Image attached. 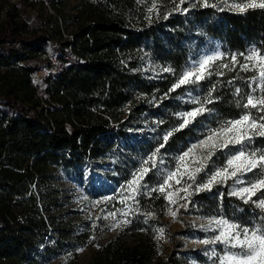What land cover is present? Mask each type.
<instances>
[{
	"label": "trees",
	"instance_id": "1",
	"mask_svg": "<svg viewBox=\"0 0 264 264\" xmlns=\"http://www.w3.org/2000/svg\"><path fill=\"white\" fill-rule=\"evenodd\" d=\"M49 2L44 0L46 5ZM179 3L81 0L75 15L63 14L54 5L58 15L50 16L51 26L34 17L22 27L14 23L0 33V65L12 68L1 78L0 87V264H32V254L52 239L57 248L84 243L85 237L74 232L71 217H64L63 203L51 184L52 167L97 160L119 139L124 143L118 149L130 159L148 153L146 145L131 135V119L144 113L153 97L170 99L181 93L170 91L187 58L181 44L186 18L181 10L186 1L175 12ZM191 10L196 20L210 22L208 34L222 40L229 52L222 65H214L200 82L204 97L215 86L214 102L207 108L223 118H237L247 111L238 102L245 103L255 73L250 71L251 63L248 70L241 69L244 56L235 62L230 59L233 52L244 55L249 46L264 52V9L240 13L221 5ZM46 45L51 47V57L43 59L40 52ZM150 55L171 71L146 81L142 62ZM51 59L59 65L38 94L36 72L50 67ZM236 88L242 90L240 94ZM125 105L130 111L123 119ZM162 106L170 109L166 100ZM163 119L170 121V116ZM223 194L226 205L263 215L254 204L228 196L226 188ZM143 202L147 211L157 215L167 208L157 194ZM157 251L147 233L133 245L117 235L89 264H181L173 255L157 259ZM66 264H77L76 255Z\"/></svg>",
	"mask_w": 264,
	"mask_h": 264
},
{
	"label": "rangeland",
	"instance_id": "2",
	"mask_svg": "<svg viewBox=\"0 0 264 264\" xmlns=\"http://www.w3.org/2000/svg\"><path fill=\"white\" fill-rule=\"evenodd\" d=\"M80 1L54 0L52 2L50 0L46 5L44 0H0V33L13 27L14 23L18 27H22V23H28L34 17H39L43 22L50 23V16L58 15V10L66 15H75V8ZM185 1L186 7L184 9H187V11L181 10L186 15V18L182 20L185 36L181 44L187 49V58L173 85L178 82L182 73L194 66L198 67L199 62L205 57L220 54L219 59L205 66L204 78L208 76L214 65H222L221 61L228 58L229 55L224 42L208 34L207 25L210 22L206 18L198 21L192 14L193 10L191 8L193 7L205 8L203 6L204 0ZM233 2L234 0H228L226 3L222 2V0H208L209 4L218 5L217 7L222 5L238 12L231 7ZM235 2H240V0H235ZM54 5L57 6L58 10L53 8ZM217 7L215 8L217 9ZM181 8L179 3L175 7L177 10L174 11H180ZM153 10L154 7H151L148 12L151 13ZM11 15H15L14 20L10 19ZM168 16L166 15L165 18ZM49 25L51 26V23ZM72 29H74V26L70 27V30ZM21 30L24 34L27 33L25 28H21ZM40 53H43L41 56L43 59L51 57V47L49 45L44 46ZM233 56L237 59V57L245 56V54L233 52L230 59L231 62H233ZM152 57L150 55L142 62V72L145 73L144 78L146 81L158 78L162 73L166 72L164 71L165 68L169 69V67L164 66ZM245 64L248 65L246 62ZM253 65L248 67L250 71L254 70L255 73L250 81V85L255 88V91L253 92L252 88L249 87L245 102L250 92L253 96L264 95L260 91V85L264 84V81L259 79L261 65L256 67ZM10 70L12 68L0 65V87L3 84L1 78L11 74ZM190 79H194V76ZM202 80L195 84L181 85L180 88L172 90L171 93L178 89L181 90V93L173 98L165 99L164 95L153 97L146 104V111L131 119L133 120L134 129L130 133L146 145L144 148L148 152L146 155L140 154L137 158H128L127 152L118 149V145L120 144L122 147L124 143L123 139H119L111 151L97 160L85 159L71 167L61 165L51 168V184L58 191L60 202L63 203L62 210L66 214L64 217H71L75 226L74 232L77 235L82 234L85 237V241L83 244H71L70 242L65 247L57 248L55 246L56 239H52L46 245H41L32 254V259L34 260L32 264H66L73 254L76 255L77 264H89L96 252L117 235H123L125 241L133 245L145 233L152 237L157 244V259L166 260L169 255H173L180 259L181 264H220L219 256H222L226 250L240 251L239 248L226 249L225 245L219 242L204 245L200 241L211 239L218 234L214 230L215 225H209V220L213 218L222 217L249 227L264 223V210L261 208L258 207L263 212V215L257 214L252 210L247 211L234 204L226 205L223 197L221 198L219 195L223 193L224 188H226L228 195L233 187L239 188L243 185L235 184L233 179H227L225 183L214 184L212 192L203 191L192 196L191 200L193 203L189 204L187 209L181 207L186 202L185 199L181 198L184 197L185 193L183 191H175L185 182L192 183L188 179L187 173L194 172L195 166L201 160L202 153H206L209 148L217 143H224L233 135V132L238 134V130L226 131L219 139L213 137L207 144L192 149V152L184 158L183 162L178 161L177 158L188 151L192 145H196L199 141L206 139L210 129H217L224 122L240 117L226 119L215 111H206L201 115H197L194 119L181 116V113L200 107V104H194L191 101L194 97H199L200 100L204 99V94L200 88ZM165 100L170 105L169 110L162 106ZM204 107L208 109L207 104ZM129 111L130 108L125 105L122 109L124 113L123 119H126ZM248 111L257 117L264 115V113L256 109H247L246 112ZM166 115L170 116V121L163 119ZM184 119H191V123L181 128L180 125L184 122ZM169 132L172 135L165 142L163 137ZM183 133H187L185 137H183ZM161 144H164V147L160 148L156 158L157 167L152 168V161L149 160V157ZM241 148H244L246 152L253 150L258 153L264 152V137L257 135L250 143L243 145L230 144L228 148H217L205 171L211 172L215 169L223 168L227 158ZM146 160L148 163L144 165ZM178 164L180 165L179 168L177 167ZM142 166H147L150 169L143 181L147 184L149 190L162 184L168 173H176V176L169 181V185L166 187L165 194H169L168 200L159 191H150V194H142L137 196L136 200L124 199L132 192V189L127 187V181L131 180L133 178L132 174ZM196 176L197 180L201 182L207 179L203 172L196 174ZM178 178L181 181L180 184L176 183ZM255 178V175L249 173L243 179L254 180ZM153 194L162 197L167 205L166 210L161 215L149 212L143 206L144 199L149 198ZM113 197L115 199H112ZM206 199L208 201H205ZM253 199L256 198L254 197ZM122 201L124 202L122 203ZM170 201H175V203H170ZM213 206L215 208H212ZM129 208L133 211L128 212ZM136 209H139V211H136ZM169 209L176 211L175 217L170 214ZM121 210L128 212V215H123ZM112 213H115L114 217ZM125 220L128 222L122 223ZM160 228L164 229L162 235L158 231ZM158 236L160 238H157ZM213 250H215L217 255L210 258Z\"/></svg>",
	"mask_w": 264,
	"mask_h": 264
},
{
	"label": "snow or ice",
	"instance_id": "3",
	"mask_svg": "<svg viewBox=\"0 0 264 264\" xmlns=\"http://www.w3.org/2000/svg\"><path fill=\"white\" fill-rule=\"evenodd\" d=\"M184 0H181V4ZM222 2H228V0H222ZM204 7H217L218 5H212L208 3V0H204ZM179 7V6H178ZM231 7L240 12L244 13L248 9H264V0H240V2H234L231 4ZM186 12L187 9H184ZM220 58V54L213 56H207L202 61L199 62L198 67L194 66L187 69L178 79V82L173 85V88L170 90H175L180 88L181 85L195 84L202 80L203 72L205 66L210 65V62L215 61ZM260 60V64L264 65V53L257 54L255 50L249 54L246 59L253 61L255 59ZM233 62L236 61V57H232ZM256 67L257 65H253ZM241 69L246 71L248 70L247 64H242ZM164 71L168 72L171 69L165 68ZM211 73H209L210 75ZM194 76V79H190ZM259 79L264 81V66L260 67ZM252 88V85H249ZM215 91V86L209 90L208 94L204 97L203 100H200L199 97L192 98V103L200 104V107L193 109L192 111L181 113L180 115L188 118H195L197 115H201L206 111H211V109H206L205 104L213 103L212 93ZM240 88H236V94L241 93ZM252 91H255V88H252ZM260 91L264 93V84L260 85ZM238 106L242 109H256L259 112L264 113V95L262 96H253L250 92L247 95L246 102L239 104ZM264 115L255 116L250 111L244 112L240 115L238 119L229 120L221 124L217 129H210L206 139L201 140L196 145H192L188 151L184 152L177 159L180 162L184 161V158L188 156L192 149L207 144L209 140L213 137L219 139V137L226 131L232 132L233 130H238V134L233 132V135L226 140L224 143H217L216 145L209 148L206 153L201 154V160L198 165L195 166L193 173H187L188 179L192 183H184L180 188L175 189L176 192L183 191L185 193L182 199H185V203L181 207L187 209L189 204L193 203L191 197L199 194L203 191L212 192L214 184L225 183L227 179H233L235 184L243 185L242 187L236 188L233 187L229 191V196H235L238 199L242 200L245 204H254L257 207L264 210V152H257L255 150L251 152H246L244 148L239 149L234 154L230 155L223 168L215 169L214 171L208 172L205 169L208 167L209 160L214 156L215 150L217 148H228L229 145H243L250 143L255 136L264 137ZM191 123V119H184V122L180 125L181 128L185 127ZM172 135L171 132L166 133L163 137L165 142L168 141L169 137ZM164 144H161L159 148L154 151L149 160L152 161V168H156V158L160 152V148H163ZM162 162V161H161ZM148 161H144V165H147ZM178 168L180 165L178 164ZM150 169L147 166H142L140 169H137L136 172L132 174V179L127 181V187L132 189L130 195L124 197L125 200H136L137 196L142 194H150V191H159L164 195V198L168 200L169 194L166 193V187L169 185V181L176 176L175 172L168 173L167 177L163 180V183L160 184L157 188L148 189V186L144 181L145 176L148 174ZM203 172L204 176L207 177L206 180L198 181L196 174ZM249 173H252L256 176L254 180L243 179L247 177ZM177 184H180L181 181L178 178L176 180ZM259 193V195H257ZM220 197H223V193L219 194ZM256 199H253V198ZM112 199H115L114 197ZM124 201H122L123 203ZM138 203V201H136ZM170 203H175V201H170ZM123 215L127 216L128 212L133 211L131 208L128 209V212H123ZM139 211V209H136ZM170 214L175 217L176 211L169 209ZM113 217L115 213H112ZM128 221H122V223H127ZM215 225V231L218 233L213 236L211 239L201 240L200 243L204 245L215 244L217 242L225 245L226 249H235L239 248V252L225 251L222 256H219L220 264H264V223L258 226L249 227L247 225H242L234 223L232 221L226 220L224 218H213L209 220V225ZM207 230V228H206ZM159 233L162 235L164 232L163 228L158 229ZM157 238H160L159 236ZM217 253L213 250L210 254L211 256H216Z\"/></svg>",
	"mask_w": 264,
	"mask_h": 264
},
{
	"label": "built area",
	"instance_id": "4",
	"mask_svg": "<svg viewBox=\"0 0 264 264\" xmlns=\"http://www.w3.org/2000/svg\"><path fill=\"white\" fill-rule=\"evenodd\" d=\"M66 37V36H65ZM253 50H255L257 52V54H262L264 52H261L259 49L253 48V47H248L247 51L245 53L244 56V60L246 63L248 64H254V65H261L260 64V60L257 58L253 61H249L246 59V57L251 54L253 52ZM51 63L52 65L50 67H45V68H41L36 72V80H35V85L38 89V94H40V92L44 89L47 88V82L46 79L49 78L50 76H52L54 74V72L56 71V68L59 65V61L56 59H51ZM264 66V65H261Z\"/></svg>",
	"mask_w": 264,
	"mask_h": 264
}]
</instances>
